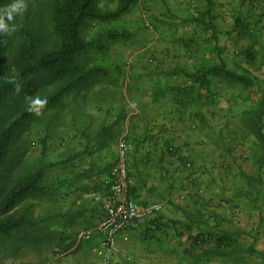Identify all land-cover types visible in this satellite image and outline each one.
I'll return each mask as SVG.
<instances>
[{
	"label": "crops",
	"instance_id": "1",
	"mask_svg": "<svg viewBox=\"0 0 264 264\" xmlns=\"http://www.w3.org/2000/svg\"><path fill=\"white\" fill-rule=\"evenodd\" d=\"M209 1L211 6H207V0L177 1L184 7L179 17L185 20V26L193 23L190 34L199 38L197 44L184 43V50L200 47L201 43L208 45L209 33L200 30L201 26L196 28L194 22L207 8L217 27L225 15L230 17V25L217 28L220 34L229 31L239 15L249 17L250 22L261 18L264 21L263 14L258 16L250 10L253 6L264 13V0ZM238 1H244V7L249 4L248 10L234 14L233 7L237 6L231 3ZM256 29L263 34L264 22ZM169 34L175 37L173 32ZM259 46L264 52V41ZM258 64L264 71V60L259 59ZM191 65L202 66L200 57L189 61ZM208 81L209 93L204 91L208 88L189 77H184L177 88L174 84L152 82L147 97L145 92L132 96L136 102L130 112L103 114L101 118L109 125L95 155L77 158L79 166L68 162L71 168L51 173L48 186L44 185L47 177L42 178L43 189L49 190L34 197L35 208H40L39 212L35 209L34 221L49 223V236L44 237L45 242L54 244L49 256V261H54L50 264H73V260L77 264H103L93 251L96 235L86 246L78 243L75 236L101 220L102 204L85 194L101 193L107 185L118 141L125 137L140 141L141 153L131 157L136 174L133 198L139 203H161L163 210L143 229L127 232L130 241L121 245L131 261L116 255L110 264H253V259L264 264V144L251 134L249 108L242 111L233 106L235 97L227 91L228 84L224 91L231 95L227 98L231 107H222V112L201 106V100L216 98L218 80L211 77ZM173 93L183 99L181 105L175 104ZM216 115L226 117L222 124L218 120L212 123ZM245 130L249 133L245 134ZM167 144L177 149V154L167 153ZM184 158L193 167L184 168ZM43 211L48 213L44 215Z\"/></svg>",
	"mask_w": 264,
	"mask_h": 264
},
{
	"label": "rangeland",
	"instance_id": "2",
	"mask_svg": "<svg viewBox=\"0 0 264 264\" xmlns=\"http://www.w3.org/2000/svg\"><path fill=\"white\" fill-rule=\"evenodd\" d=\"M119 1L97 0L98 8L104 13L112 12L118 8ZM177 1L135 0V4L130 6L119 19L93 21L84 26L82 37L86 42H90L92 47L79 57V62L87 79L74 91L62 95L52 107L36 110L15 128L6 161L0 170V189L10 187L16 177L34 172L41 167L44 169V177H47L44 185L48 186L51 173L71 168L68 162L70 164L77 162L79 166L77 158L93 156L98 152L96 146L103 138L101 134L107 131V125H109L101 118L103 114L120 112L122 115L123 112H130L129 109L135 108L134 102H136L132 96L135 92H145L144 97H147L146 92L151 89L152 82L174 84L177 88L183 83V72L193 73L198 69V65L189 66V61H193V58L197 56L201 59V65H211L216 62L215 54L211 51L213 47L211 42L207 46L201 43L200 47L196 45L184 50V43L197 44L199 38L190 34L193 23L190 21L191 25L185 26V20L179 17L184 7ZM18 2L19 0H11L6 5V9H11ZM23 2L27 5V11L32 12L35 21L48 24L46 12L43 10L47 0H23ZM243 2L231 3L237 6L233 7L234 14L248 10L249 4H245L244 7ZM250 4L252 5V2ZM201 8L204 10L203 7ZM217 8H220V5ZM250 10L259 16L261 14V9H255L253 6ZM225 23L231 24L230 17L226 15L219 21L218 27L215 22L213 24L217 29L220 25L224 28ZM48 29L49 26H47ZM202 29L200 27V30ZM186 31L190 35H186ZM170 32H173L174 38H170ZM263 36L264 33L261 34L262 41H264ZM235 37L234 34L225 36L224 33H218L219 46L224 49L223 58L228 63V67L239 73L244 70L242 68H250L254 76L264 79V71L257 62L248 65L244 61L247 58L241 57L240 50L249 46L251 39L246 38L235 42ZM260 48L261 46H256L254 53L256 56L259 54V58L264 60V52ZM44 75L42 81L46 85L44 87L40 85L34 89L32 99L25 96V100L36 103L46 93L50 94L63 83L62 78L54 77L51 73ZM213 78L218 80L217 93L214 94L216 98L210 101L200 99L202 107L225 111L222 107L232 106L227 99L231 98V95L226 93L230 90L235 97L233 106L242 111H247L249 108L250 112L257 108L263 85L260 88L252 87L245 90L234 81L227 80L228 83H226L223 77ZM224 86H227V91H224ZM207 88L204 91L209 93V86ZM173 95L176 96L175 104L183 102L179 94L173 93ZM20 98L21 92H18L10 98L9 106L17 104ZM114 106L116 109L113 108ZM220 106L222 109H219ZM106 109L108 112H105ZM15 116L16 114L12 113L10 120ZM225 118L216 115V119L212 117L211 121L214 123L218 120L217 123L222 124ZM197 124L198 127L199 123ZM244 133L248 134L249 131L245 130ZM136 152L139 153L140 150ZM48 190V187L43 189L44 195ZM34 202V197H25L12 210L17 216L24 215L31 224L19 229L10 238L0 237V264L53 263L54 260L49 261V256L54 244L48 240L45 242L47 238L44 237L49 236L50 229L47 226L49 223L34 221V215L37 213L35 209L38 208H35ZM43 213L45 215L48 212L43 211ZM43 242L45 244H41ZM88 243L83 241L82 246ZM252 261L253 264L258 263L254 259ZM73 264H77V261L73 260Z\"/></svg>",
	"mask_w": 264,
	"mask_h": 264
},
{
	"label": "trees",
	"instance_id": "3",
	"mask_svg": "<svg viewBox=\"0 0 264 264\" xmlns=\"http://www.w3.org/2000/svg\"><path fill=\"white\" fill-rule=\"evenodd\" d=\"M10 1L0 0V15L8 10L6 5ZM134 4L135 0H120L115 11L104 13L98 8L97 0H47L43 10L46 12L48 24L35 21L32 12L27 11L21 18L16 17L15 23L10 25L17 29L11 38L0 35V170L6 161L14 130L20 122L38 109L52 107L62 95L74 91L87 79L79 62V57L92 47V44L82 37L84 26L93 21L119 19ZM207 6H211L209 0ZM209 11L210 8H207L206 13L201 14L194 22L209 33L208 44L210 42L213 44L211 51L215 54L216 62L202 65L194 73L183 72V75L195 79L205 88L208 87L206 85L211 77L227 78L245 90L252 87L260 88L263 85L257 108L253 109L250 115L253 122L251 134L264 144V79L254 76L250 68H242L244 70L239 73L228 67L223 58L224 49L219 46L220 32L214 26ZM260 13V16L264 15L262 11ZM262 22H264L262 18L250 22L249 17H236L232 28L224 32L225 36L234 34L235 42L251 39V44L240 50L241 57L247 58L244 61L248 65L258 63L260 59V55L256 56L254 49L256 46L259 47L261 41L262 32H258L256 28H259ZM252 23L255 24L254 27L251 26ZM49 73L62 78L63 83L50 94L46 93L36 103L25 100L26 97L32 99L34 89L46 85L42 80L44 74ZM18 92H21V98L17 104L9 106L10 98ZM12 113L16 116L10 120ZM106 133L103 131L101 136H106ZM125 140L134 145V150L129 154L128 173L136 183V174L132 171V158L136 151H139L140 141L126 137ZM166 149L169 154H177V149L175 150L172 145L167 144ZM187 163L190 162L185 159L182 164L184 168ZM190 164L193 167L192 162ZM44 175V169L41 167L34 172L16 177L10 187L0 189V237L10 238L16 231L31 224L24 215L17 216L12 210L25 197H36L43 191L41 181ZM106 188L107 185L100 191L104 195L107 194ZM134 191L135 185L130 189L129 195L133 197Z\"/></svg>",
	"mask_w": 264,
	"mask_h": 264
},
{
	"label": "built area",
	"instance_id": "4",
	"mask_svg": "<svg viewBox=\"0 0 264 264\" xmlns=\"http://www.w3.org/2000/svg\"><path fill=\"white\" fill-rule=\"evenodd\" d=\"M133 150V143L121 138L118 141L115 164L109 172L107 194H85L86 198L102 204L103 216L91 229L78 231L75 240L78 243L91 242L96 235L98 240L93 251L103 264H110L116 255L131 261L129 252L121 244L130 241L129 232L143 229L147 221L163 210L161 203H139L129 195L130 189L135 185L128 173L129 154ZM185 168L190 169L191 164L187 163Z\"/></svg>",
	"mask_w": 264,
	"mask_h": 264
},
{
	"label": "clouds",
	"instance_id": "5",
	"mask_svg": "<svg viewBox=\"0 0 264 264\" xmlns=\"http://www.w3.org/2000/svg\"><path fill=\"white\" fill-rule=\"evenodd\" d=\"M26 13L27 5L23 2V0H19V2L14 7L6 10L3 15H0V35L11 38L17 29L15 27H10V25L15 23L17 16H22Z\"/></svg>",
	"mask_w": 264,
	"mask_h": 264
}]
</instances>
